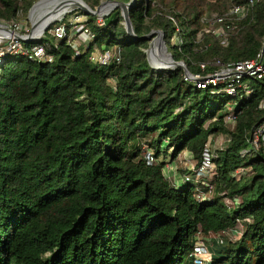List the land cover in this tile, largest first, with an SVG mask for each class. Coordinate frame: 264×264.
<instances>
[{"label": "trees", "instance_id": "trees-1", "mask_svg": "<svg viewBox=\"0 0 264 264\" xmlns=\"http://www.w3.org/2000/svg\"><path fill=\"white\" fill-rule=\"evenodd\" d=\"M36 1L0 0V21L19 20ZM84 1L95 9L102 0ZM228 9L219 0H135L130 17L138 38L161 30L174 60L193 75L205 63L208 75L216 61L256 57L264 42V0L227 46L203 32L207 13ZM87 16L95 43L119 48V65H95L91 48L77 56L48 30L39 43L53 62L21 55L0 62V264H194L199 234L240 223L237 241L210 246L213 264H264V150L253 148L264 123V80L246 81L248 95L199 89L180 67L152 66L150 41L128 34L120 8L104 26ZM176 35L181 45L171 44ZM231 104L234 130L226 123ZM220 133L229 143L213 159L217 195L200 202L191 184L178 188L166 178L162 145L173 149L171 160L189 151L200 164ZM140 143L157 164L146 163ZM247 168L250 176H233Z\"/></svg>", "mask_w": 264, "mask_h": 264}, {"label": "built area", "instance_id": "built-area-1", "mask_svg": "<svg viewBox=\"0 0 264 264\" xmlns=\"http://www.w3.org/2000/svg\"><path fill=\"white\" fill-rule=\"evenodd\" d=\"M242 4H232L229 9L223 14H216L211 18L203 19L207 25L206 33L215 36L225 46L228 45L230 37L237 33L239 23L245 21L252 13L255 5L263 0H242ZM87 15L76 16L72 21L65 22L62 19L54 22L49 28L48 33L55 39L56 42L62 40L67 41L68 45L75 51L78 56L91 48L89 61L95 65L110 66L113 64L119 65L121 62L120 50L118 47L104 48L95 43L96 35L88 25V20L81 19ZM104 16L98 17L97 24L104 26ZM85 18V19H86ZM28 31L24 32L22 23L18 20H13L9 23L0 21V62L7 55L26 56L38 63H51L53 56L49 53V48L39 43L42 38L35 41H27ZM16 35L22 36V40L16 38ZM80 44H78V43ZM30 43V44H26ZM179 44L174 45H180ZM57 46V44H56ZM81 48H84L82 52ZM215 68L214 72L204 75L207 69V64L201 63L199 68L201 73L193 75L192 79L187 76L186 80L193 82L197 88L206 89L208 87L221 88L222 91L229 95L236 96L240 91L245 94L252 92V87L249 85V80H264V42L261 50L256 57L238 61L234 63L224 64L216 61L211 64ZM260 108L264 110V100L260 103ZM227 124H236L235 116L232 114L226 117ZM208 143L205 146L203 158L200 164L191 165L190 172L183 174L177 178L174 174L167 173L163 170L166 178H168L176 187L183 184H191L196 186L195 197L198 201L204 202L214 198L217 195V189L214 184V178L217 175V169L213 161L214 154L211 153ZM140 148L143 152L146 163L150 166L157 164L158 159L155 152L145 143H140ZM253 148L256 151L264 150V123L257 128L254 134ZM186 152L182 153L185 158ZM181 155V154H180ZM233 176L240 178L243 176V169L236 170ZM225 202L228 205H235L237 200L227 198ZM244 230L243 223H240ZM243 230L237 231V228L223 231L220 233L210 232L207 235L199 234L190 251V257L194 264H213L210 246L213 242L223 243L226 238L234 241L232 234L237 241L243 234Z\"/></svg>", "mask_w": 264, "mask_h": 264}, {"label": "water", "instance_id": "water-1", "mask_svg": "<svg viewBox=\"0 0 264 264\" xmlns=\"http://www.w3.org/2000/svg\"><path fill=\"white\" fill-rule=\"evenodd\" d=\"M44 0H41L40 2L36 3L30 10V13L33 14L35 8L42 3ZM73 5L72 6H76L78 9H80L82 12H84L87 15H93L96 17H100V16H106L108 14H110L113 10H115L116 8H120L122 11V16L124 17V24L126 27V30L128 32V34L135 38V39H145L150 41L151 43V51H153L154 46L156 45V43H160L161 46L164 48V51L166 52V55L168 56V58L170 59V62L165 63V65H161L160 67H156L158 70H170V69H174L176 67H180L185 71V75L189 78L192 79V74L189 72L186 64L184 62H178L176 60H174L172 54L168 51V47L165 41V35L161 30H153L151 31L148 35L143 36L141 38H138L134 32V27L132 24V20L130 17V10L132 9L135 0H131L130 3H122L119 2L117 0H108L105 2H102L101 5L99 7H97L96 9H92L84 0H75L72 1ZM112 6L111 10L108 13H105L104 9L106 6ZM50 5H48L47 7H49ZM51 9H47L44 10L42 12V14L39 16V18L37 17L33 23H32V29L31 31L27 34V41H35L38 40L40 38H42V36H44V34L46 33V31L48 30V28L50 27L51 24H53L54 22L58 21V19H55V21L51 22L50 20V16L49 14L51 13ZM44 20L45 23V27L43 29V31L40 33H37V24L38 22ZM16 38L18 39H23L22 36L20 35H16ZM162 59V58H160Z\"/></svg>", "mask_w": 264, "mask_h": 264}, {"label": "rangeland", "instance_id": "rangeland-1", "mask_svg": "<svg viewBox=\"0 0 264 264\" xmlns=\"http://www.w3.org/2000/svg\"><path fill=\"white\" fill-rule=\"evenodd\" d=\"M41 0H37L36 1V3H38V2H40ZM105 1H108V0H102L101 1V3L102 2H105ZM212 2H217L218 0H211ZM219 1H222V3H223V5H226L227 6V8L228 7H230L231 6V0H219ZM35 3V4H36ZM101 3H100V5H101ZM99 5V6H100ZM99 6H97V7H99ZM96 7V8H97ZM52 8V6L50 5L49 7H45L43 10H42V12L44 11V10H47V9H51ZM95 8V9H96ZM93 9V8H92ZM42 12H40V13H42ZM216 14H219V13H216V12H210V13H207L205 16H204V18L203 19H208V18H211V17H213L214 15H216ZM40 14H38V16H39ZM82 15H85V14H82V11L79 9L78 10V8L76 7V6H71L69 9H68V12L64 15V16H62L61 18H60V20L62 19L63 21H65V22H70V20L72 21L76 16H82ZM37 17L36 16H34V17H32V14L30 13V11L27 13V14H25L24 12H21L20 14H19V20L18 21H20L21 23H22V27H23V31L24 32H26V31H28V33L31 31V29H32V23H33V21L36 19ZM86 17H82L81 19H83V20H88L87 18L85 19ZM56 23V22H55ZM205 26H204V29H203V32H205L206 31V29H207V25L206 24H204ZM50 26H52V25H50ZM48 30H49V28H48ZM47 32V31H46ZM206 33V32H205ZM207 34V33H206ZM202 37V33L200 34V36H199V38H201ZM179 41H180V37L178 36V35H176L173 39H172V42H171V44H179ZM78 43V42H77ZM79 44V43H78ZM80 45V44H79ZM150 45H151V43H150ZM180 45H181V43H180ZM114 47H117L116 45H114L113 46V48ZM81 50H82V52H84V48H81ZM147 54H148V57H149V61H150V63L152 64V66L153 67H157L155 64H154V62L152 61V58L150 57L151 56V54H152V51H151V46L149 47V49L147 50ZM152 61V62H151ZM233 104H231V105H228L227 106V110L228 111H230L231 113L230 114H232L233 116H234V114H233ZM228 125V129L229 130H234V128H235V126H236V124H227ZM228 143H229V135H227V134H223V133H220V134H217V135H214V136H211V140H210V145H209V148H210V151H211V153L212 154H214V156H216V154L220 151V150H224V149H226L227 148V146H228ZM162 148L163 149H166V150H168V152L165 154H163V153H161V155H160V158H159V160H166L168 163H169V161H171V158H172V152H173V149H169V147H168V145H167V143H164V145H162ZM168 148V149H167ZM153 150V149H152ZM154 151V150H153ZM181 156V155H180ZM178 159V158H177ZM181 159V160H180ZM178 162V166L180 167V174H185L186 172H187V169H185L184 167H185V164L186 163H188L189 165H195V164H197V160L195 159V157L194 156H192L191 158H189V160H186V159H184V157H179V160L177 161ZM252 174V171H251V169L250 168H247V169H243V177H248V176H250ZM192 187V189H193V191H195L196 190V186H191ZM240 230H243V227H242V225L241 224H239V226L237 227V231H240ZM230 236L231 237H233V239H234V241L236 240L235 239V237L232 235V234H230ZM228 239V238H227Z\"/></svg>", "mask_w": 264, "mask_h": 264}, {"label": "bare ground", "instance_id": "bare-ground-1", "mask_svg": "<svg viewBox=\"0 0 264 264\" xmlns=\"http://www.w3.org/2000/svg\"><path fill=\"white\" fill-rule=\"evenodd\" d=\"M75 0H44L42 3H40L34 10L32 17L36 16L39 18V16L42 14V10L47 7L48 5L52 6L51 13L49 14L51 22L55 21V19L60 20L62 16H64L68 9L73 5V2ZM110 5L106 6L104 11L105 13H108L111 10ZM38 14H40L38 16ZM45 27L44 20L38 22L37 24V33H41ZM152 58V61L157 67H160L161 65H165V63L170 62V59L166 55V52L164 51V48L161 46V44L158 42L154 46V49L152 51V54L150 56ZM162 58V59H160ZM151 61V62H152Z\"/></svg>", "mask_w": 264, "mask_h": 264}, {"label": "crops", "instance_id": "crops-1", "mask_svg": "<svg viewBox=\"0 0 264 264\" xmlns=\"http://www.w3.org/2000/svg\"><path fill=\"white\" fill-rule=\"evenodd\" d=\"M186 154H185V158L186 160H189V158H191L193 156V154L189 151H185ZM179 157L181 158L182 157V154L181 156L179 155L178 156V159L176 160H171L169 161V163L167 162V165L165 166L164 170H166V172L170 173V174H174L175 176H177V178H180L183 174H180V167L178 166V160H179ZM181 160V159H180ZM185 169H190L191 168V165H189L188 163L185 164ZM191 170L187 171L186 173L190 172ZM190 174L194 175L192 172H190Z\"/></svg>", "mask_w": 264, "mask_h": 264}]
</instances>
